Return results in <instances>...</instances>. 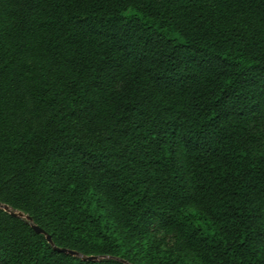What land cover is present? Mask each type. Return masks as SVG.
<instances>
[{
  "label": "trees",
  "instance_id": "16d2710c",
  "mask_svg": "<svg viewBox=\"0 0 264 264\" xmlns=\"http://www.w3.org/2000/svg\"><path fill=\"white\" fill-rule=\"evenodd\" d=\"M0 203V264H264V0H0Z\"/></svg>",
  "mask_w": 264,
  "mask_h": 264
},
{
  "label": "water",
  "instance_id": "95a60500",
  "mask_svg": "<svg viewBox=\"0 0 264 264\" xmlns=\"http://www.w3.org/2000/svg\"><path fill=\"white\" fill-rule=\"evenodd\" d=\"M0 208H3L5 211H8L10 214H12L13 216H17V217H20V218H24L27 222H29L31 224V226L33 227V229L38 232V233H42V234H45L47 240L52 243V240H51V237L50 235L46 234V232L40 228L39 226L35 225L32 223V218L30 216H26L24 215L22 212L20 211H12L7 205H4V204H1L0 203ZM55 249H58L56 247H54ZM62 251H66L68 252L69 254H72V255H80L79 253H77L76 251H72V250H67V249H60ZM83 259H97L98 257L96 256H89V257H86V256H82Z\"/></svg>",
  "mask_w": 264,
  "mask_h": 264
}]
</instances>
